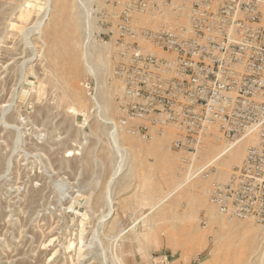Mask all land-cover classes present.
Returning <instances> with one entry per match:
<instances>
[{
    "label": "rangeland",
    "instance_id": "obj_1",
    "mask_svg": "<svg viewBox=\"0 0 264 264\" xmlns=\"http://www.w3.org/2000/svg\"><path fill=\"white\" fill-rule=\"evenodd\" d=\"M134 1L0 0V264H264V193L246 218L221 213L207 193L240 165L247 141L152 208L220 142L212 132L191 155L171 146L173 127L146 139L109 124L122 13L132 30L176 28L194 0H149L145 10ZM69 85L81 102L64 98Z\"/></svg>",
    "mask_w": 264,
    "mask_h": 264
},
{
    "label": "built area",
    "instance_id": "obj_2",
    "mask_svg": "<svg viewBox=\"0 0 264 264\" xmlns=\"http://www.w3.org/2000/svg\"><path fill=\"white\" fill-rule=\"evenodd\" d=\"M127 11L115 39L118 117L109 124L146 139L173 127L171 146L191 155L212 132L225 153L247 141L240 165L207 193L221 213L255 217L264 193V0H194L186 25L159 30H132Z\"/></svg>",
    "mask_w": 264,
    "mask_h": 264
},
{
    "label": "bare ground",
    "instance_id": "obj_3",
    "mask_svg": "<svg viewBox=\"0 0 264 264\" xmlns=\"http://www.w3.org/2000/svg\"><path fill=\"white\" fill-rule=\"evenodd\" d=\"M64 1V0H63ZM72 7V6H71ZM71 7H70V9H71ZM67 8V7H66ZM55 24H56V20H55V18H54V16H51V18L49 19V28H48V30L46 31V34H47V36H52V37H54V36H56L55 35V33H56V31L54 32L53 31V28H54V26H55ZM50 39V38H49ZM52 39V38H51ZM58 40V39H57ZM75 40V39H74ZM55 38L53 39V41H52V43H51V45L49 46V48H48V50H47V56H49V57H52L54 54H55ZM73 41V40H72ZM72 41H64V39L62 40V44L65 46L66 44L65 43H70L71 44V42ZM70 59H71V62H72V65L74 66V69H73V75L74 74H76V72L78 71V67H77V65H78V62H77V60H78V55L76 54V52L75 51H72V53H71V55H70ZM62 68V67H61ZM63 69V68H62ZM58 72V71H57ZM60 72H61V70H60ZM61 74V73H60ZM51 83V82H50ZM49 83V84H50ZM64 84V83H63ZM67 86V85H66ZM70 86V90H68V93L66 92L65 93V95H64V98H70V99H72V100H75V101H80L81 102V97H80V94H79V92L77 91V89L75 88V87H73V86H71V85H69ZM108 90V89H107ZM115 90L113 89L112 90V92H114ZM106 90H103V92H102V99H103V102L105 103L104 105H102V107H103V109L106 107V105H108L107 103H108V99L110 98V96H111V94L109 93L108 95H106ZM114 120V119H113ZM207 145H211V144H207ZM214 145V144H213ZM239 148H240V146L238 145V146H236V145H234L229 151H227L226 153L225 152H223V147H221L220 148V150H218L217 151V153L216 154H214V156H213V160L215 159V158H219V157H221L218 161H216L215 163V167H217V166H220L221 165V163H223V164H227L228 163V161H230V159L232 160V159H236V157H237V150H239ZM210 162L208 161V162H205L204 164H202V165H200V166H197L196 168H194V169H192V170H190L188 173H187V175L182 179V181H180V182H178L177 183V185L172 189V190H170V191H168L166 194H164L163 196H161L151 207L152 208H154V207H157V206H159V205H161L163 202H165V200L166 199H168L171 195H173V193L177 190V189H179L183 184L185 185V183H187L190 179H192V178H194V180H195V178L196 177H198V176H200V175H202L203 177L205 176V175H203L202 174V169L205 167V166H207L208 164H209ZM208 177V176H207ZM201 178V177H200ZM197 180V179H196ZM193 185H195V186H199L200 185V182H199V180H197L196 181V183H194ZM223 223V222H222ZM217 228V227H216ZM246 232V231H245ZM249 232L250 231H248V233H246V235L247 234H249ZM228 236V235H227ZM243 236V235H242ZM249 248L250 249H252L253 247H254V245H255V238H252V237H250L249 238Z\"/></svg>",
    "mask_w": 264,
    "mask_h": 264
},
{
    "label": "crops",
    "instance_id": "obj_4",
    "mask_svg": "<svg viewBox=\"0 0 264 264\" xmlns=\"http://www.w3.org/2000/svg\"><path fill=\"white\" fill-rule=\"evenodd\" d=\"M164 132H165V130L161 134L157 135L156 137L163 136Z\"/></svg>",
    "mask_w": 264,
    "mask_h": 264
}]
</instances>
